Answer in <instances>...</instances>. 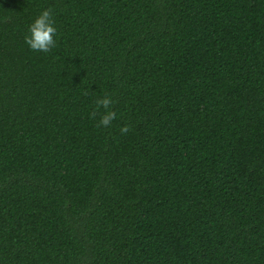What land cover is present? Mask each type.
Returning <instances> with one entry per match:
<instances>
[{
  "label": "trees",
  "instance_id": "16d2710c",
  "mask_svg": "<svg viewBox=\"0 0 264 264\" xmlns=\"http://www.w3.org/2000/svg\"><path fill=\"white\" fill-rule=\"evenodd\" d=\"M0 264H264V0H0Z\"/></svg>",
  "mask_w": 264,
  "mask_h": 264
},
{
  "label": "clouds",
  "instance_id": "9594fccd",
  "mask_svg": "<svg viewBox=\"0 0 264 264\" xmlns=\"http://www.w3.org/2000/svg\"><path fill=\"white\" fill-rule=\"evenodd\" d=\"M54 9L49 7L44 9L40 15L30 25L29 35L25 37V43L31 50L37 52L49 53L56 46V35L58 29L55 26ZM87 94V93H85ZM96 109L90 114L94 119L100 108L105 111L101 115L97 127H109L111 122L117 118V113L113 108L114 101L110 95H105L101 99L95 101ZM122 134H127L130 131V126L125 125L120 129Z\"/></svg>",
  "mask_w": 264,
  "mask_h": 264
}]
</instances>
